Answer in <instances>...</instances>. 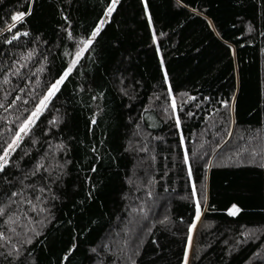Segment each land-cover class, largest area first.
Here are the masks:
<instances>
[{
	"label": "trees",
	"instance_id": "16d2710c",
	"mask_svg": "<svg viewBox=\"0 0 264 264\" xmlns=\"http://www.w3.org/2000/svg\"><path fill=\"white\" fill-rule=\"evenodd\" d=\"M110 7L0 0V264H264V0Z\"/></svg>",
	"mask_w": 264,
	"mask_h": 264
},
{
	"label": "snow or ice",
	"instance_id": "6c2138e0",
	"mask_svg": "<svg viewBox=\"0 0 264 264\" xmlns=\"http://www.w3.org/2000/svg\"><path fill=\"white\" fill-rule=\"evenodd\" d=\"M117 2H118V0H112V7H110L108 9V14L109 15L111 14L112 11H114L115 5H116ZM27 14H30V12L27 13ZM24 15H26V14L25 13H20V14H18L16 16H13L12 17V20L13 21H22ZM104 23H105L104 20H101L99 22V24L101 26ZM14 26L15 25L10 26L9 30H11V27H14ZM100 31H101V27L98 26L95 29V31H93L91 33V38L90 39H87V40H85V41L82 42L85 45V48L87 46L91 45V43L93 42V40L99 34ZM15 38L16 37H13V39H15ZM9 42H11V41H9ZM77 57H79V53H77ZM73 63H75V61H73ZM71 71H72V68L69 67V69L64 73V77H66ZM62 82H63V77L59 81H57L55 84H53L51 86V89L48 92V96L45 97L44 101H41V106H43L45 104V102L48 100V97H51L52 95H54V93L59 89V85ZM173 106H175V102H173ZM38 111L39 110H37V112H34L32 114L33 117H36L38 115ZM32 122H33L32 119H29L28 121H26L25 124L21 127L20 132H27L29 130V125L32 124ZM177 124H179V118H177ZM19 139H20V136H19V134H17L16 141H19ZM14 144H15V141L13 142V144H10L8 150H5L4 151V154L2 156H0V162H2V163H0V171H3V168L6 166L7 159H8V156H9V152L12 150ZM233 209H234V211H231L230 214H236L239 211V209H237L236 206H233ZM198 218H199V202H197V219ZM192 227H195V225H193ZM185 264H187V257H185Z\"/></svg>",
	"mask_w": 264,
	"mask_h": 264
},
{
	"label": "rangeland",
	"instance_id": "374dc122",
	"mask_svg": "<svg viewBox=\"0 0 264 264\" xmlns=\"http://www.w3.org/2000/svg\"><path fill=\"white\" fill-rule=\"evenodd\" d=\"M118 1H119V0H118ZM117 3H118V2H117ZM117 3H116V4H117ZM115 6H116V5H115ZM112 12H113V11H112ZM112 12H111V14H112ZM111 14L109 15L108 12H107L106 16H108V17L110 18ZM106 23H107V22H106ZM103 26H104V25H102V26L100 25L99 27H101V29H102ZM51 97H52V96H51ZM51 97H48V100H47V101L45 102V104L40 108L39 111H42V110L44 109V107H45L46 104L49 102V100L51 99ZM37 117H38V115H37L36 117H32V118H31L32 121H33L32 124L34 123V121L36 120ZM32 124L29 125V128H30V126H31ZM25 133H26V132H21V133L19 134V136H20L19 141L21 140V138L23 137V135H24ZM19 141H17L16 145L18 144ZM14 147H15V146H14ZM14 147H13V148H14ZM13 148H12V150H13ZM12 150L9 152V156H10ZM9 156H8V157H9ZM0 163H2V162H0ZM232 211H234V209H232ZM237 213H238V212H237ZM237 213H236V214H237ZM236 214H233V215H236Z\"/></svg>",
	"mask_w": 264,
	"mask_h": 264
},
{
	"label": "water",
	"instance_id": "95a60500",
	"mask_svg": "<svg viewBox=\"0 0 264 264\" xmlns=\"http://www.w3.org/2000/svg\"><path fill=\"white\" fill-rule=\"evenodd\" d=\"M104 26H105V25H104ZM104 26H103V27H104ZM103 27H102V28H103Z\"/></svg>",
	"mask_w": 264,
	"mask_h": 264
}]
</instances>
